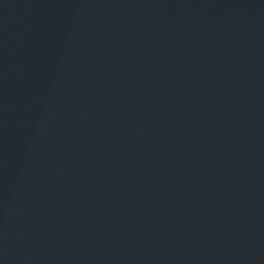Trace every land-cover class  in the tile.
<instances>
[{
  "label": "water",
  "instance_id": "1",
  "mask_svg": "<svg viewBox=\"0 0 264 264\" xmlns=\"http://www.w3.org/2000/svg\"><path fill=\"white\" fill-rule=\"evenodd\" d=\"M0 264H264V0H0Z\"/></svg>",
  "mask_w": 264,
  "mask_h": 264
}]
</instances>
